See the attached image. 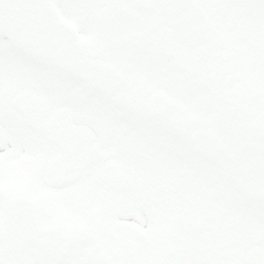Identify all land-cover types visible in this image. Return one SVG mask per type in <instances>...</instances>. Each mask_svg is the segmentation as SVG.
<instances>
[{
	"label": "snow or ice",
	"instance_id": "obj_1",
	"mask_svg": "<svg viewBox=\"0 0 264 264\" xmlns=\"http://www.w3.org/2000/svg\"><path fill=\"white\" fill-rule=\"evenodd\" d=\"M0 264H264V0H0Z\"/></svg>",
	"mask_w": 264,
	"mask_h": 264
}]
</instances>
